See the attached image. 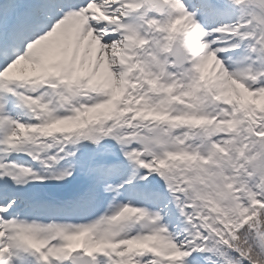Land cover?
Listing matches in <instances>:
<instances>
[{"label": "snow or ice", "instance_id": "1", "mask_svg": "<svg viewBox=\"0 0 264 264\" xmlns=\"http://www.w3.org/2000/svg\"><path fill=\"white\" fill-rule=\"evenodd\" d=\"M0 264H264V0H0Z\"/></svg>", "mask_w": 264, "mask_h": 264}]
</instances>
